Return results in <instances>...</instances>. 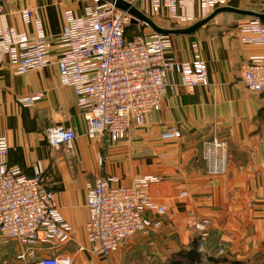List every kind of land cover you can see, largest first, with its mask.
<instances>
[{
    "label": "crops",
    "instance_id": "0c3cea01",
    "mask_svg": "<svg viewBox=\"0 0 264 264\" xmlns=\"http://www.w3.org/2000/svg\"><path fill=\"white\" fill-rule=\"evenodd\" d=\"M259 4L264 0H228V6L241 10ZM2 5L4 28L31 31L23 25L20 11L33 8L55 44L51 65L45 69L16 76L8 63L0 66V137L9 143V164L27 177L40 172L73 229L69 244L44 246L37 258L52 256L63 264H169L167 253L171 251L172 262L177 254L190 251L199 237L193 225L203 222L210 235L200 264H255L257 252H264V98L246 89L242 74L248 59L264 54V48L241 42L239 27L248 19L221 14L191 35L171 36L170 55L178 61L192 60L190 44L199 42L210 85L190 91L176 77L161 111L113 142L108 136L86 137L87 122L75 92L59 81L63 3L6 0ZM87 7L75 8L76 14L82 16ZM138 9L156 23L170 21L168 11H155L149 0ZM252 10L264 14V8ZM181 14L193 18L187 25L191 26L212 12L190 0ZM37 95L41 98L30 108L18 101ZM54 126L77 134L73 150L51 149L46 134ZM168 126L176 127L182 137L163 141L161 134ZM213 139L227 147L228 170L222 176L206 173L203 151ZM101 176L119 177L126 184L157 177L160 182L151 185L149 194L167 208L159 230L124 242L108 259L94 254L86 238V185ZM22 251L18 242L0 237V264H21L17 256Z\"/></svg>",
    "mask_w": 264,
    "mask_h": 264
},
{
    "label": "built area",
    "instance_id": "2783aa9c",
    "mask_svg": "<svg viewBox=\"0 0 264 264\" xmlns=\"http://www.w3.org/2000/svg\"><path fill=\"white\" fill-rule=\"evenodd\" d=\"M94 1L82 16L71 9L63 12L57 41L59 81L75 92L77 105L87 122V138L108 136L119 142L133 127L145 126L147 116L162 109L165 98L177 84L176 77L190 91L210 85L208 67L197 42L192 44V60L178 61L170 55L173 47L170 37L153 31L149 35L129 36L131 16L102 0ZM122 1L138 9L145 0ZM149 1L155 11L166 9L170 19L180 23L194 21L181 14L190 0ZM195 1L200 10L207 12L228 6V0ZM3 12L1 4L0 66L8 63L16 76L49 67L55 44L36 10L20 11L23 25L31 27V31L4 28ZM239 36L244 45L264 48V23L248 19L240 25ZM242 81L247 90L264 98V54L248 59ZM40 98L37 95L18 101L30 108ZM46 137L51 149L64 147L71 151L77 134L72 129L54 126ZM181 137L176 127L161 134L163 141ZM8 156V140L0 137V237L23 247L17 256L21 264H63L52 256L37 258V251L47 245L63 248L69 244L72 226L62 216L55 195L40 172L27 177L20 168L9 164ZM203 159L209 176L226 174L228 156L223 142L217 139L207 142ZM159 182L154 176L128 184L119 177L101 176L86 185L89 215L86 238L94 254L108 259L124 242L162 227L160 218L167 214V208L149 194L151 185Z\"/></svg>",
    "mask_w": 264,
    "mask_h": 264
},
{
    "label": "water",
    "instance_id": "95a60500",
    "mask_svg": "<svg viewBox=\"0 0 264 264\" xmlns=\"http://www.w3.org/2000/svg\"><path fill=\"white\" fill-rule=\"evenodd\" d=\"M6 0H0V5L3 4ZM108 4L115 6L118 10L127 13L131 16V24L139 25L141 27L147 26L154 33L163 35V36H188L204 27L206 24L214 20L217 16L221 14H235L238 16L246 17V18H255L259 20H264V14L257 13L254 11L241 10L234 7L226 6L222 8L216 9L211 15H209L204 20L196 22L195 24L189 26L185 29H165L157 25L153 20H151L147 15L141 12L136 7L124 2L122 0H102Z\"/></svg>",
    "mask_w": 264,
    "mask_h": 264
},
{
    "label": "rangeland",
    "instance_id": "374dc122",
    "mask_svg": "<svg viewBox=\"0 0 264 264\" xmlns=\"http://www.w3.org/2000/svg\"><path fill=\"white\" fill-rule=\"evenodd\" d=\"M60 1L64 5V11L66 9H71V10L75 11V8H77V7L84 8L86 6L93 5L95 3L94 0H60ZM262 8H264V5L263 4H259L258 6L251 5V8L250 7H246L244 9L243 8L242 9L250 11L251 9H262ZM157 24L160 27L165 28V29H172L171 27H173V29H185V28L189 27V26H187L189 24V22L188 23H180V22L175 21L173 19H170L169 22H167V21H158ZM184 25H186V26H184ZM151 32H152V30L149 27H147V26H143L142 29L141 28L138 29V28H135L133 26H130L129 29H128V35L129 36H132L133 34L149 35ZM170 39L172 41V37H170ZM193 43H196V41L193 42ZM192 44H190L191 48H192ZM191 51H192V49H191ZM200 53H201V50H200ZM162 107H163V105H162ZM137 128H141V127H137ZM169 128H171V126H168L165 129H169ZM206 226H207V224H205L203 222H200V223H197V224L193 225V227L199 232L197 234L200 237L199 252H201V255H203L204 254L203 252H205L206 242H207V239L209 238V235H210L209 234V230H208V228ZM202 227H204V229H202ZM164 242H166V241H164ZM262 253H264V252H262V251L257 252V255L255 256L256 257L255 264H264V254H262ZM167 255L169 256L168 257L169 258V262H171V251H169V253H167ZM141 258H143V257L140 256V259Z\"/></svg>",
    "mask_w": 264,
    "mask_h": 264
},
{
    "label": "trees",
    "instance_id": "16d2710c",
    "mask_svg": "<svg viewBox=\"0 0 264 264\" xmlns=\"http://www.w3.org/2000/svg\"><path fill=\"white\" fill-rule=\"evenodd\" d=\"M247 19H250V18H247ZM261 21L264 23V20H261ZM132 26L139 29V27L136 25H132ZM171 28L173 29V27ZM133 35H139V34H133ZM199 244H200V237H198L194 241V243L191 244L190 251L188 252L183 251L177 254L172 260V262H170L169 264H200L202 260H201V252H199Z\"/></svg>",
    "mask_w": 264,
    "mask_h": 264
}]
</instances>
